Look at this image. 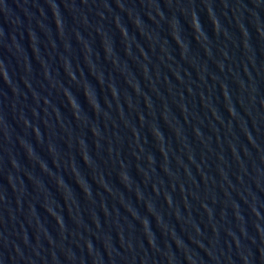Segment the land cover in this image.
<instances>
[{
  "label": "water",
  "instance_id": "water-1",
  "mask_svg": "<svg viewBox=\"0 0 264 264\" xmlns=\"http://www.w3.org/2000/svg\"><path fill=\"white\" fill-rule=\"evenodd\" d=\"M0 264H264V0H0Z\"/></svg>",
  "mask_w": 264,
  "mask_h": 264
}]
</instances>
